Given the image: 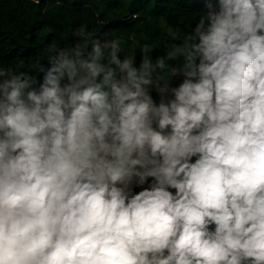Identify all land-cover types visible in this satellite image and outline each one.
Segmentation results:
<instances>
[{
  "label": "clouds",
  "instance_id": "9594fccd",
  "mask_svg": "<svg viewBox=\"0 0 264 264\" xmlns=\"http://www.w3.org/2000/svg\"><path fill=\"white\" fill-rule=\"evenodd\" d=\"M197 2L155 60L0 62V264H264V0Z\"/></svg>",
  "mask_w": 264,
  "mask_h": 264
},
{
  "label": "trees",
  "instance_id": "16d2710c",
  "mask_svg": "<svg viewBox=\"0 0 264 264\" xmlns=\"http://www.w3.org/2000/svg\"><path fill=\"white\" fill-rule=\"evenodd\" d=\"M203 6L197 0H40L38 5L32 0H0V62L39 76L36 60L45 64L55 53L53 45L63 48L78 42L73 33L81 25L101 40L105 33L122 38V54L132 55L137 63L139 45L148 44L155 60L166 53L165 43H182L192 33L206 12ZM162 22L172 31L179 29V39L162 29ZM169 63L175 66L176 61Z\"/></svg>",
  "mask_w": 264,
  "mask_h": 264
},
{
  "label": "rangeland",
  "instance_id": "374dc122",
  "mask_svg": "<svg viewBox=\"0 0 264 264\" xmlns=\"http://www.w3.org/2000/svg\"><path fill=\"white\" fill-rule=\"evenodd\" d=\"M161 26H162V29L169 32V28L163 22L161 23Z\"/></svg>",
  "mask_w": 264,
  "mask_h": 264
}]
</instances>
